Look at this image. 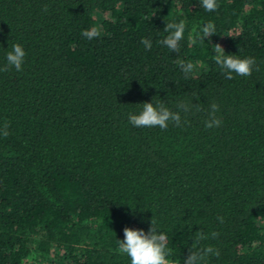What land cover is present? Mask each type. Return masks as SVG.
<instances>
[{"label": "trees", "instance_id": "trees-1", "mask_svg": "<svg viewBox=\"0 0 264 264\" xmlns=\"http://www.w3.org/2000/svg\"><path fill=\"white\" fill-rule=\"evenodd\" d=\"M217 4L0 0V68L13 44L26 53L21 71H0V264H130L123 229L151 220L170 264L197 231V247L220 252L202 264H264V0ZM180 20L171 52L159 41ZM209 22L216 34L192 45ZM93 27L99 37H83ZM216 44L254 58L252 74L225 79ZM146 102L180 112V126H132ZM213 103L222 123L206 128Z\"/></svg>", "mask_w": 264, "mask_h": 264}, {"label": "clouds", "instance_id": "clouds-1", "mask_svg": "<svg viewBox=\"0 0 264 264\" xmlns=\"http://www.w3.org/2000/svg\"><path fill=\"white\" fill-rule=\"evenodd\" d=\"M200 6L206 12H214L218 8L217 0H199ZM186 24L184 20L179 22L172 21L165 23L164 32L168 35L159 43L166 46L171 52H179V42L184 38ZM216 34L215 25L211 22L206 23L200 31H197L194 36L189 37L192 45L197 43V40L205 41V37L210 38ZM83 37L92 40L99 37L100 32L97 28L93 27L83 31ZM141 43L148 50L152 47L150 39H142ZM12 50L6 53L7 65L0 68V71H8L9 68L14 67L17 72L22 70L24 58L26 53L20 44H13ZM215 63L222 69V74L225 79L232 80L236 76L248 77L252 74L256 61L252 57L238 58L233 55H225L224 49L219 45H214ZM194 69L193 63L181 64V70L185 76L192 73ZM258 70V69H257ZM177 107L184 113H188L192 107L199 111L198 105H189L187 103H178ZM219 111V106L215 103L211 105L208 112V118L205 120L206 128L219 127L222 121L216 116ZM128 122L137 128L143 127H159L165 130L169 126V122L174 123L176 126L181 124L180 112L170 111L162 103L154 106L151 102L143 104V109L139 114H129ZM8 126L5 125L2 134L6 137L9 133ZM217 219L223 223L222 217ZM124 239L119 241L118 253L126 255L130 259V264H170L167 257L172 255L171 249L168 248V237L165 233L159 232L154 227V221L151 220V227L147 233L143 229L133 230L125 227L123 229ZM219 234L216 232L211 233V237L215 239ZM208 239V235L202 231H197L195 239L193 240V247L189 250V254L183 260V264H202L206 257L215 256L219 257L220 252L213 246L197 247L200 242Z\"/></svg>", "mask_w": 264, "mask_h": 264}]
</instances>
